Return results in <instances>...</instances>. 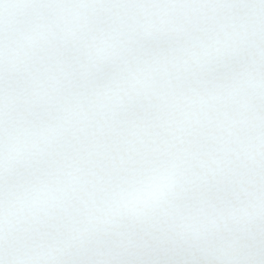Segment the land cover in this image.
<instances>
[{
  "label": "snow or ice",
  "instance_id": "6c2138e0",
  "mask_svg": "<svg viewBox=\"0 0 264 264\" xmlns=\"http://www.w3.org/2000/svg\"><path fill=\"white\" fill-rule=\"evenodd\" d=\"M0 264H264V0H0Z\"/></svg>",
  "mask_w": 264,
  "mask_h": 264
}]
</instances>
